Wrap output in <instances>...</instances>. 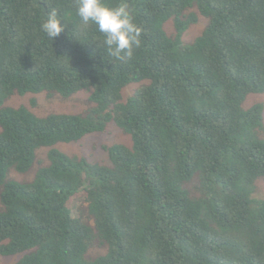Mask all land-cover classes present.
<instances>
[{
	"label": "trees",
	"instance_id": "16d2710c",
	"mask_svg": "<svg viewBox=\"0 0 264 264\" xmlns=\"http://www.w3.org/2000/svg\"><path fill=\"white\" fill-rule=\"evenodd\" d=\"M127 3L141 44L114 60L75 0H0V256L264 264V104L245 107L264 95V0ZM53 8L66 28L50 41L40 25ZM200 16L204 29L185 43ZM81 90L90 91L81 114L39 117L4 104ZM109 124L131 140L102 147L109 165L56 147ZM40 149L48 164L31 181L11 179L33 169Z\"/></svg>",
	"mask_w": 264,
	"mask_h": 264
},
{
	"label": "rangeland",
	"instance_id": "374dc122",
	"mask_svg": "<svg viewBox=\"0 0 264 264\" xmlns=\"http://www.w3.org/2000/svg\"><path fill=\"white\" fill-rule=\"evenodd\" d=\"M206 21L207 20L205 18L200 16L198 23L193 25L183 35V41L188 43L194 40L196 36H198L204 29ZM167 30L169 32L173 31L172 25L170 23L167 25ZM127 88L124 90L126 91ZM128 90L132 91L133 86L129 87ZM125 91H123V93ZM89 94L90 91L88 90H81L67 98H63L59 95H54L53 97L49 98L46 92L38 94L27 93L25 95L16 94L8 98L4 104L5 106L14 108L20 106L26 107L39 117H45L50 114H81L86 111L89 106L86 102ZM123 97L126 96L123 94ZM31 101H34V104H32ZM257 102H262L264 104V95H251L246 101L245 107L248 108ZM114 143L131 146V140L129 136L123 134L114 124H109L106 131L103 133L88 134L78 142L58 144L56 147L61 152L66 153L69 156L84 157L89 162H97L100 164L109 165L107 153L102 147ZM47 151L48 149H40L37 151V160L32 170L26 174L11 172L9 175L10 178L17 181H31L34 178V174L37 169L48 164V160L46 158ZM258 196L264 199V180L259 182ZM95 253L96 251L91 252L90 255ZM22 256L23 254H17L8 257L0 256V264H15Z\"/></svg>",
	"mask_w": 264,
	"mask_h": 264
},
{
	"label": "clouds",
	"instance_id": "9594fccd",
	"mask_svg": "<svg viewBox=\"0 0 264 264\" xmlns=\"http://www.w3.org/2000/svg\"><path fill=\"white\" fill-rule=\"evenodd\" d=\"M75 5L80 22L102 34V44L110 57L114 60L132 57L134 48L141 44L143 30L134 23L127 0H121L115 7L105 0H75ZM61 22L58 11L53 8L41 22L40 30L53 41L66 28Z\"/></svg>",
	"mask_w": 264,
	"mask_h": 264
}]
</instances>
